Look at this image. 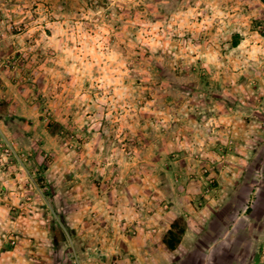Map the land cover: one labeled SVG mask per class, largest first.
Masks as SVG:
<instances>
[{
    "label": "rangeland",
    "instance_id": "rangeland-1",
    "mask_svg": "<svg viewBox=\"0 0 264 264\" xmlns=\"http://www.w3.org/2000/svg\"><path fill=\"white\" fill-rule=\"evenodd\" d=\"M231 215L264 264V0H0V264L155 263Z\"/></svg>",
    "mask_w": 264,
    "mask_h": 264
},
{
    "label": "crops",
    "instance_id": "crops-1",
    "mask_svg": "<svg viewBox=\"0 0 264 264\" xmlns=\"http://www.w3.org/2000/svg\"><path fill=\"white\" fill-rule=\"evenodd\" d=\"M240 217L237 215L229 216L231 222L221 233L214 235L216 230L209 222L208 234H212L213 237L207 241H200V237L191 238L186 232L184 238L181 239L178 246L171 250L164 242V236L159 239L158 247L161 249L155 252V263L153 261H145V264H238L240 262L239 255L241 250H244V246L239 241L240 233ZM252 219V218H251ZM213 220V218H212ZM212 222V221H211ZM173 222H168L166 232L171 228ZM215 231V232H214ZM214 232V233H213ZM163 235H165V230ZM197 235V234H196ZM204 240V239H203ZM252 243L250 245V252L252 253ZM156 251V250H155ZM162 252H170L173 257L169 260H165ZM162 254V256H161ZM248 257V256H247ZM160 259L161 263L158 261ZM247 264H254L252 256Z\"/></svg>",
    "mask_w": 264,
    "mask_h": 264
},
{
    "label": "trees",
    "instance_id": "trees-1",
    "mask_svg": "<svg viewBox=\"0 0 264 264\" xmlns=\"http://www.w3.org/2000/svg\"><path fill=\"white\" fill-rule=\"evenodd\" d=\"M234 43L238 44L237 41H235ZM250 211H252L251 208H250ZM176 222L177 221H174L172 223L171 228L168 230L167 234L164 236V242L166 243L168 248L171 250L175 249L178 246V244L180 243L182 239V235L185 232V229L183 227H179L178 229H176L178 225Z\"/></svg>",
    "mask_w": 264,
    "mask_h": 264
}]
</instances>
